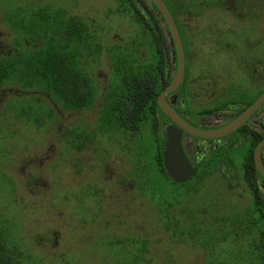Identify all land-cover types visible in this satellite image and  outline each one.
I'll return each mask as SVG.
<instances>
[{"label":"rangeland","instance_id":"1","mask_svg":"<svg viewBox=\"0 0 264 264\" xmlns=\"http://www.w3.org/2000/svg\"><path fill=\"white\" fill-rule=\"evenodd\" d=\"M42 9L65 11L90 27L95 52L87 63L85 50L79 54L91 75L96 102L76 113L43 93L15 96L19 88L14 83L0 89V220L12 226L15 242L30 256L26 264H230L235 254L245 257V251L232 248L233 237L222 221L229 220L236 195L219 174L205 183L192 180L175 186L150 166L147 181L150 193L156 194L151 198L136 183L144 180L135 176L133 153L123 149L128 142L119 136L110 142L95 131L99 104L114 81L111 51L132 49L141 40L132 14L120 11L119 0H0V42L8 44L13 56L26 55L21 46L33 43L31 28L40 27ZM218 43L236 47L231 55L243 50L238 39L226 37ZM139 54L147 56V47ZM227 57L201 54L190 72L197 76L236 70L238 64ZM36 98L44 105L32 100ZM93 131L96 138L88 147H72L71 140ZM153 145L147 135L150 163ZM196 185L198 191L187 196ZM237 194L247 202L244 190ZM163 200H186L172 208L171 230L164 227ZM164 221L171 226V219ZM215 228L224 230L209 234L210 240L201 231Z\"/></svg>","mask_w":264,"mask_h":264},{"label":"flooded vegetation","instance_id":"2","mask_svg":"<svg viewBox=\"0 0 264 264\" xmlns=\"http://www.w3.org/2000/svg\"><path fill=\"white\" fill-rule=\"evenodd\" d=\"M144 1L147 5L142 6V13L145 12L153 25L150 36L154 39L157 36L156 42L161 41L165 46L164 68L154 71L151 77L159 96L177 74V57L172 54L166 20L151 0ZM162 1L173 18L184 51L182 82L164 99L188 127L214 136L202 137L186 131L159 105V111L155 112L157 125L150 132L160 140L161 146L167 130L179 131L183 151L193 167L190 181L204 180L217 173L228 190L236 195L233 197L236 203L228 208L230 212L227 211L231 221L227 231L233 237L232 248L242 249L246 255L241 258L235 254L230 264H264V176L255 160L256 149L264 141V0ZM226 37L238 39L243 46L241 54L231 55L230 50L234 52L236 47L218 43ZM201 54L214 55L217 60L223 55L229 56L227 58L235 61L238 67L232 71L215 69L192 75L193 60ZM12 56L8 44L0 42V57ZM242 82L246 85L242 86ZM13 92L18 97L33 94L21 89ZM193 109L197 112L191 113ZM243 115L245 119L236 129L220 133ZM259 159L264 167V144ZM238 189L248 194L247 202L239 201L242 199L238 198ZM257 200L260 202L258 210L250 214ZM239 221L242 224H238Z\"/></svg>","mask_w":264,"mask_h":264},{"label":"trees","instance_id":"3","mask_svg":"<svg viewBox=\"0 0 264 264\" xmlns=\"http://www.w3.org/2000/svg\"><path fill=\"white\" fill-rule=\"evenodd\" d=\"M144 5H147L144 0H119L120 11L132 14V20L141 29L142 36L140 41L134 43L132 49H115L110 53L114 81L106 89L99 104L95 131L102 137L119 136L128 142L126 147L123 145V149L133 153L135 176L144 180L142 183L136 180V183L140 184L142 192L150 193L147 181L149 176L146 174L150 166H154L165 180L175 186H185L187 183L176 184L167 177L160 153V140L155 139L150 132L156 128L155 112L159 111V91L152 83L151 77L155 74L154 71L164 68L162 58L165 46L161 41L156 42L157 36L155 39L151 38L150 28L153 25L148 22L149 18L145 17V12L142 13L144 10L141 8ZM38 17L40 27L31 28V48L27 45L21 46L26 55L0 57V89L8 83L16 84L21 90L35 87L38 93H43L49 100H54L68 111L89 110L96 102V90L91 75L82 66L79 53L85 50L87 57H84V63H87L90 55L95 52L90 27L82 18L69 16L62 10L42 9L38 11ZM40 33L41 45L38 44ZM144 46L148 50L147 56L139 54L140 48ZM28 48L30 49L27 50ZM32 100L41 103L38 98ZM95 131L91 132L90 137L71 140L72 147H88L87 145L93 143L96 138ZM147 135L154 141L151 163L147 162L149 148L144 146ZM140 145L144 148L141 149ZM206 179L192 180L205 183ZM197 191L196 185L187 196L194 195ZM150 194L151 198L156 195ZM185 201L163 200L166 207L161 214L165 228L171 230L175 227L174 213L171 210L175 206L184 205ZM259 204L257 200L250 214L257 212ZM169 219L172 221L171 226L164 221ZM222 221L226 222L225 229L228 230L231 221L224 218ZM237 223L242 224L241 221ZM222 230L217 231L215 228L211 230L213 233L208 229L201 231L207 236H214ZM29 259L30 256L21 251L15 242L12 226L6 220H0V264H26Z\"/></svg>","mask_w":264,"mask_h":264},{"label":"water","instance_id":"4","mask_svg":"<svg viewBox=\"0 0 264 264\" xmlns=\"http://www.w3.org/2000/svg\"><path fill=\"white\" fill-rule=\"evenodd\" d=\"M151 2L155 4L159 12L162 14L163 20H166L167 22V33L169 35L171 43L172 54L174 57H177V74L173 81L170 83V86L158 96V105L165 114H167L178 126L185 129L186 131L202 137H213L214 135L212 133H201L188 127L176 115V113L171 109V107L166 103L164 99L165 95L168 92L174 90L182 82L184 74V51L176 25L164 2L162 0H151ZM244 119L245 115L230 123L220 133H230L231 131L236 129L244 121ZM263 144L264 141L257 147L255 160L258 170L264 176V167L262 166L259 159L260 148ZM160 151L163 159V167L167 177L176 184H184L190 181L193 174V167L183 151L179 131L167 130L165 132L163 141L160 146Z\"/></svg>","mask_w":264,"mask_h":264}]
</instances>
